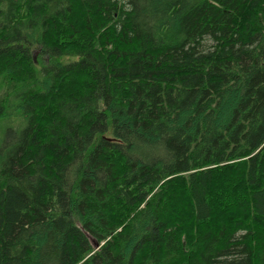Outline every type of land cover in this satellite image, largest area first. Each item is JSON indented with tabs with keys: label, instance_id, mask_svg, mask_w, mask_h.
Listing matches in <instances>:
<instances>
[{
	"label": "trees",
	"instance_id": "obj_1",
	"mask_svg": "<svg viewBox=\"0 0 264 264\" xmlns=\"http://www.w3.org/2000/svg\"><path fill=\"white\" fill-rule=\"evenodd\" d=\"M0 264H264V0H0Z\"/></svg>",
	"mask_w": 264,
	"mask_h": 264
},
{
	"label": "water",
	"instance_id": "obj_2",
	"mask_svg": "<svg viewBox=\"0 0 264 264\" xmlns=\"http://www.w3.org/2000/svg\"><path fill=\"white\" fill-rule=\"evenodd\" d=\"M94 247H96L97 249L99 248L98 244L95 241H92Z\"/></svg>",
	"mask_w": 264,
	"mask_h": 264
},
{
	"label": "rangeland",
	"instance_id": "obj_3",
	"mask_svg": "<svg viewBox=\"0 0 264 264\" xmlns=\"http://www.w3.org/2000/svg\"><path fill=\"white\" fill-rule=\"evenodd\" d=\"M91 241H94L93 239H91Z\"/></svg>",
	"mask_w": 264,
	"mask_h": 264
},
{
	"label": "bare ground",
	"instance_id": "obj_4",
	"mask_svg": "<svg viewBox=\"0 0 264 264\" xmlns=\"http://www.w3.org/2000/svg\"><path fill=\"white\" fill-rule=\"evenodd\" d=\"M94 246V245H93ZM96 248V247H95Z\"/></svg>",
	"mask_w": 264,
	"mask_h": 264
}]
</instances>
